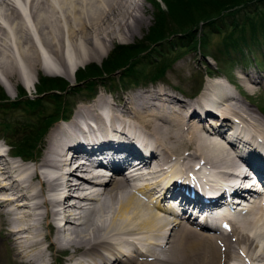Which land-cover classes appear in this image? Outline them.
<instances>
[{
	"label": "bare ground",
	"instance_id": "6f19581e",
	"mask_svg": "<svg viewBox=\"0 0 264 264\" xmlns=\"http://www.w3.org/2000/svg\"><path fill=\"white\" fill-rule=\"evenodd\" d=\"M14 1L0 0V81L9 93L10 84L5 79L21 80L31 90L35 88L36 81L32 77V80L29 79L28 74L40 67L45 73L62 74L72 79L79 65L95 57L101 60L117 34L123 38L133 37L149 21L144 17L145 8L141 0H21L29 4L36 35L26 25L27 19L23 18ZM46 53L52 55L61 68L48 60ZM240 75L247 89L254 92L257 77ZM208 78L210 81L206 83L205 90L193 98L194 102L186 101L188 104H185L181 101L187 110L173 105L171 102L178 98L163 87L140 92L142 103H135L132 96L119 106L111 103L107 116L102 111L106 97H99L100 102L95 99V104L87 109L79 108L71 120L61 121L63 125L49 134L46 153L33 167H22L1 154L0 241L5 240L28 264L49 263L45 243L47 249H71L73 252L67 260L72 264H231L227 257L238 260L237 264L264 262V247L260 244V239L264 238V198L259 197L252 204L245 199L244 203L250 205L251 210L242 217L228 209L230 231L227 233H213L210 229L198 228L192 222L188 224V221L166 211V206L160 203L163 201V190L166 191L169 186L174 192L184 195L182 182L198 177L193 173L198 172L197 162L203 163L199 175L212 166L215 170L213 176L231 180L228 185L231 187L234 184L231 188H236L238 183L248 178L246 173L238 170L240 160L255 161L264 167L263 158L250 148V145L261 147L262 142L249 131L248 138L247 135L240 137L234 125L229 128L230 133H237L241 146L236 143L226 145L224 140L217 138L226 131L227 120L233 115L239 117L243 125L255 127L254 134H260L263 138L264 126L261 123L264 121L256 119L255 110L246 104L238 105L226 99L233 85L227 77L218 75ZM146 105L152 111L144 109L148 108ZM214 107L219 110V118H210L207 124L193 122L201 116L199 108L202 112L214 113L209 110ZM84 113L85 117L92 118L100 126L97 132L104 136L119 134L121 141L103 137L106 140L88 143L98 150L113 149L109 156L117 162L113 163L118 165L117 170L121 171L119 168L129 159L126 155L122 156L123 150L130 153L138 150L131 138L120 133L116 125L140 129L152 147L162 150V158L155 153L149 156L140 153L143 163L152 157L150 164H146L151 169L144 185L134 187L132 178L122 172L106 178L105 182L99 181L102 183H98L97 177H90L88 160L78 162V150H75L82 148L80 139L86 138L74 129L67 133L64 131L67 135L66 145V139L74 145L61 151L57 159L52 157V152L57 153L56 148L60 143L59 133L78 124L81 119L78 115ZM151 146L148 148L152 149ZM246 149L247 157L243 155ZM103 152L100 158H105ZM67 154L72 155L64 161ZM188 155L184 161L183 157ZM173 160L175 165L167 167L166 164ZM43 167L54 169L50 168L47 173L41 170ZM36 181H39V188L35 186ZM177 182H180L178 187ZM98 187L102 188V193L96 192ZM225 191V186L221 185L219 192ZM160 192L161 197L158 195ZM146 194L154 195L151 198L153 203L159 197L160 200L157 204H147L139 197ZM188 198L194 208L216 205L222 211L223 205L217 202L222 200L221 197L215 201L200 196ZM30 200L37 202L31 205ZM171 203L170 207L174 205L179 208L177 203ZM42 207L46 208L44 214L38 213ZM203 213L209 215V209ZM53 216L58 219L55 223L56 234L43 233V220L47 222V227H53ZM25 232L30 234L24 235Z\"/></svg>",
	"mask_w": 264,
	"mask_h": 264
},
{
	"label": "rangeland",
	"instance_id": "374dc122",
	"mask_svg": "<svg viewBox=\"0 0 264 264\" xmlns=\"http://www.w3.org/2000/svg\"><path fill=\"white\" fill-rule=\"evenodd\" d=\"M141 2L144 4V8H145V11H144L145 16L144 17H146V19L149 20L146 24L143 25V27H142L143 30L139 29L133 37H129V38H123L121 35L117 34L116 38L112 42L111 48L108 50V52L103 56V58L101 60H97L96 59L97 57H95V58H92V59L86 61L83 65H86V64L88 65L91 62L95 61L96 63L99 64V66H102L103 61L106 60L110 56L109 55L110 50L113 49L119 43H129V44L132 43L133 44L136 41H140L141 39L145 40L144 45L147 43V40H149V39L146 40L145 37L152 30V25L155 22L154 21L155 20V12L157 10V7L152 3V0H141ZM161 4L163 5L164 9L166 10L167 6L163 2V0H162ZM259 4L264 6V0L263 1L253 0L251 2V4H249L246 7V9L248 8L249 11H251L249 16H248V14L245 13L246 9H244V8H242L241 10H238L236 12L235 16L239 19L240 22H243V21L245 22V19H246L247 20L246 25L253 22L254 24L258 23L261 26L262 24H264V7L260 8L261 5H259ZM232 15L233 14H227L224 16V19H221V20L216 19L224 28H222L221 30H216L215 27H212L211 28L212 31L209 35V38H207V40H208L207 45L208 46L204 47V48H203V45H201V42L203 41L201 36L203 34V30H204L203 27L205 26V23L202 21L199 23V25H197V26L194 25L198 29L196 31L197 34L195 36H192L191 34H183L181 32L175 33V36H174V34L169 32L170 30H167V31L164 30V32H163L164 37L161 40H158L161 37V36H158V38H155L157 41L156 40L154 42L148 41L147 46H150V48H148L146 51L144 50L145 52L144 51L141 52L140 55H143V56H141L142 58L136 60V62L141 65V67L144 69V71H149L152 68H155L152 65L154 61L159 60V58H161L163 60L165 57H167V60H169L172 63H171V66L167 68V71H166L164 77H160L159 80L153 81L151 83H149V80H147L146 82H148V84H145L143 79L141 80V82H143V84L134 83V81H131V80H130L131 82L127 81V83L125 84L124 81H122L126 85L125 86L121 82V78H120L121 72H123V70L125 68L124 69H118V70L113 72L114 74H107V76L103 77L102 79H96L97 84L93 85V89L96 91L95 94L96 93H98V94L100 93V94L99 95L97 94L98 96L96 98L95 97L94 98L97 99L98 102H100L101 99L99 100V97H102L104 95V96H107L108 98H110L111 101H114L115 105L119 106V104L120 105L124 104L125 101L127 99L129 100V98L132 96V99L134 100L135 103H137V102L142 103L143 100H140V92H143V91H146L149 89H157V88L163 87L167 91L171 92L172 94H175L176 97L178 98V100H176L174 97H172L173 99H175V100H173L174 102H171L173 105L187 110V108H184V105L181 104V101H184L183 103H185V104L187 102L188 103L194 102L193 97L200 94V92L203 89L205 90L204 87L206 86V83L210 81V78H207L209 76H207L206 72L209 69H212L215 72L218 71V72L223 73V75H227L229 77V79L237 86V89L241 91V94H240L238 92V90L233 85H231V86L229 85L230 86L229 89L232 92H229L227 94L229 96H228V98L226 97V99L232 101V103H234V104H238V105L246 104L248 107H251L253 110H255L253 112L256 113V116H257L256 119H261L264 121V115L258 109L259 105L264 106V52L262 51V48L260 47V48H256V50L255 49L252 50V52L256 55V57L258 59L257 63L255 62V60L252 57L251 52L249 51V49H250L249 46H247L246 44H243V43H241L242 44V51H245V55L240 59H239V57H241L240 55L242 52L241 47H240V49L237 50L235 60L228 58L231 61L225 60L224 57H222L221 53L219 52L220 49H222V51L224 49H226L227 51H229L228 53H226V55H228V56L234 55L236 52V49H234L231 45H228V46L223 45V44H225L224 42H225L226 34L233 29V27H232L233 26V23H232L233 16ZM166 24L168 25L167 27H171L173 29L176 27H179V25H180L175 19H169L168 16H167ZM257 32H258L257 36L259 37L258 39L262 38L264 40V35L261 34V31L260 32L257 31ZM247 35H248V33H247ZM250 37L251 36L249 34V38ZM195 43H196V46H195ZM169 50H171V52H169ZM204 50L206 52V55L203 54ZM162 52H163V54L161 56L160 54ZM165 54H166V56H165ZM246 54H247V57H245ZM154 55H156V56H154ZM226 55L223 54V56H226ZM214 56H216L218 58V60L217 59L215 60ZM143 63L147 64V65H142ZM209 63L211 64V66H208V68H207L206 66L210 65ZM55 65L58 68L59 67L61 68L60 64L57 63V61L55 62ZM43 72H44L43 69L40 67L37 71L32 72L31 77L33 78V80H35V79H37L36 76H38L40 73H43ZM244 72H246V74H248L247 76L255 75V77H257L258 81L256 83V90L254 92H250L247 89V87H245V84L242 81L243 79L240 76V74L244 73ZM52 75L64 76L62 74H52ZM111 75H112V78H110ZM64 77L71 83H75L77 81L75 75L72 79L70 77H67V76H64ZM29 79H30V77H29ZM100 80L103 82H101ZM5 81H6V79H5ZM7 81H6V83H8V84L12 83L11 85H9L10 87L8 86V88L11 90V93H9L5 89V87L1 83V81H0V84L2 85V87H4L3 89L6 90L5 92L10 97H16L17 96L16 90L18 87H16V86L22 85L25 87V85L21 82V80H17L15 78L12 81L11 80L10 81L7 80ZM222 81L226 82V80H222ZM102 83H105L106 85H104ZM85 84L87 85V83H82V85H83L82 88L71 89L67 94L61 96V99L50 96V94L52 92L55 93L56 91H49L48 93H44L43 95L39 96V98H40L39 100L41 101V104H39V107L36 108V111H34V109H32V108H28L27 109L28 112H27L20 107L17 108L15 106H10V104L4 105L3 106L4 108H0V121H3V122L6 121L7 122V121H9L8 119H12V121L15 123L16 119L25 120L26 122L27 121L29 122V120L32 121V120H35L38 118H41V120H45L43 117L48 116V115H52V108L56 107L58 100H61V101H63V103H65V105H66L65 108H67V110L64 111L65 114L70 113L71 110L74 114L76 112V110H78L79 108L80 109L81 108L87 109L89 105L95 104V102H94L95 100H94V98L91 100H87V101L82 100V98H87V96H88L87 94L90 91V89L88 87H85ZM34 89L35 88H33L31 90L29 89L30 91H32L31 96H35L36 91ZM110 89H111V91H110ZM26 90H27V88H26ZM29 93H31V92H29ZM235 93H236V96L235 95L231 96ZM13 95H15V96H13ZM187 95H189V96H187ZM179 96L181 98H179ZM184 97H185V100L187 102L183 99ZM2 101H3V103L5 102V100H0V104L2 103ZM88 102L89 103L91 102V103L89 104ZM85 103H87V105ZM134 106L137 107L136 104H134ZM122 107H123V105H122ZM146 107H148V108H144V109H150L151 110L149 105H146ZM40 113L43 114V117H40V116L37 117L38 114H40ZM209 115H211V114H208L206 116L211 117ZM252 117H253V115H252ZM200 119L201 120L198 121L199 118H197L196 121H193V122H197L198 124H200V123L203 124L204 122H207L209 120V119L205 118V116L200 118ZM38 120L41 121L40 119H38ZM254 122H255V120H254ZM59 125H63V123L62 122H59L58 124L56 123V126H54L53 130L56 129ZM261 125L264 126V123L262 122ZM247 126H251L250 131L253 133V130H255V127H253L252 125H249V124H247ZM260 128L263 129L262 127H260ZM49 134L47 135V137H49ZM47 145H48V140L46 138L45 148L43 149L42 153L40 154L41 155L40 160L42 159L43 155L46 153ZM185 157H183L184 161L187 159V157H189V155L185 156ZM194 159L195 158H193V160ZM193 162H195V161H193ZM38 184H39V181H36L35 186L37 188H39ZM98 189L102 190V188H98ZM101 198H102V196H101ZM141 199L144 200L145 198L142 197ZM29 202L32 205V204H35L37 201L34 202V200H32ZM20 210L21 209H19V211ZM38 211H39L38 213L44 214V212L46 211V208L42 207ZM39 218L42 219V216H39ZM43 222H45V227H44V229H42L43 233H50V234L55 235L57 232L56 229L47 228V222L45 220H43ZM28 234H30V233H28V232L24 233V235H28ZM44 246H45V254L47 255V258L49 261L48 264H67V262H68L67 258L68 257L63 258L59 254L60 250H62L64 248L51 247V249H47V247H48L47 243H45ZM68 251L70 254H72L71 249H68ZM32 257H33V255H32ZM27 259H29V258H27ZM227 259L231 264L239 263L238 260H235L233 258L227 257ZM262 263H264V262H262ZM262 263L259 262L258 264H262ZM0 264H28V263L23 262L21 260V257L18 254H16L15 250H13L12 247L4 240V241H0Z\"/></svg>",
	"mask_w": 264,
	"mask_h": 264
},
{
	"label": "trees",
	"instance_id": "16d2710c",
	"mask_svg": "<svg viewBox=\"0 0 264 264\" xmlns=\"http://www.w3.org/2000/svg\"><path fill=\"white\" fill-rule=\"evenodd\" d=\"M252 1L253 0H163L167 6V9L165 10L159 0H152V3L157 7V10L155 12V22L152 25V30L145 37L146 40L149 39L147 40V43L144 45L145 40L141 39L140 41H136L133 44H118L117 47H115L109 54L110 56L103 61L102 66H99L98 63L94 62L92 64L86 65L87 68H79L76 72L77 79L88 80L87 82L92 85L95 82V77H102L106 74H112L114 71L124 68L125 69L122 72V81H124L125 84L127 81L131 82L130 80L138 83L142 79L147 81L164 77L167 68L170 67L172 63L167 60V57H165L166 54L163 60L159 58V60L154 61L152 65L155 68H152L149 71H144L141 65L136 62V60L141 59V56H143L140 55V53L150 48V46H147L148 41L154 42L156 40L155 38H158V36H161L160 39H158L161 40L164 37V30H170L169 32L174 34V36L175 33L180 32L195 36L198 29L194 25L197 26L202 21L205 23V26L203 27L204 30L201 36L203 40L201 45H203V48L207 47V38H209V35L212 31L211 28L215 27L216 30H221L224 28L216 19H224V16L227 14H233V29L226 34L224 42L225 44H223L224 46L231 45L236 50L240 49L241 47V51V43L246 44L250 47V49L255 48V46H264V40L262 38L258 39L259 37L257 36V31H261V34L264 35V24L260 26L258 23L254 24L251 22L246 25V19L245 22H240L235 16L238 10H241L242 8L246 9V7L251 4ZM263 7L264 6L261 5L260 8ZM245 13L249 16L251 11H249L247 8ZM167 16L169 19H175L180 24L179 27L174 29L167 27ZM249 34L251 36L250 38ZM226 51V49L223 51L220 49L219 52L223 56V53L226 54L229 52ZM169 52H171V50H169ZM203 52L204 54L206 53L205 50ZM242 53H244V51H242ZM162 54L163 52L160 55L162 56ZM144 63L142 65H147ZM68 84L69 81L61 76L41 75L40 83L37 88L39 92L51 89L64 91L68 89ZM24 92L25 90L23 89L21 93ZM68 92L69 91H67L66 94ZM63 95H65V93L62 92H52L50 94L51 97H56L58 99H61V96ZM39 99L40 98L38 97L34 99L21 98L10 100L9 96L0 85V100H5L4 103L2 101L0 104V108H4V105L10 104V106H15L17 108H32L34 111H36V108L39 107V104H41ZM65 106L66 105L63 103V101L58 100L56 107L52 108V115L43 117L42 113L38 114L37 117L40 116L45 119L41 120V118H38L41 121L38 119L32 121L29 120V122L16 119L15 123L12 121V119H8L9 121L7 122L0 121V135H5L6 137H10L12 139L14 138L13 143L15 144L14 146L16 151L25 156H32L38 150L39 143L47 132L49 125H51L54 120L62 116L68 117V115L64 112L67 110Z\"/></svg>",
	"mask_w": 264,
	"mask_h": 264
}]
</instances>
